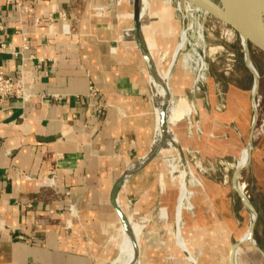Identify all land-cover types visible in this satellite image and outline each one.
Returning <instances> with one entry per match:
<instances>
[{
    "label": "crops",
    "instance_id": "obj_1",
    "mask_svg": "<svg viewBox=\"0 0 264 264\" xmlns=\"http://www.w3.org/2000/svg\"><path fill=\"white\" fill-rule=\"evenodd\" d=\"M132 1L0 0V42L22 54H0V70L23 76L32 95L25 106L13 99L0 109V264L113 262L122 223L112 192L156 139ZM162 9L148 10L142 20L155 64L153 49L164 46L156 36L166 34L170 42L174 35L163 23L169 10ZM189 103L194 111L192 96ZM213 123L224 126L214 117ZM156 157L117 197L131 222L150 198L142 173ZM139 254L142 262L141 247Z\"/></svg>",
    "mask_w": 264,
    "mask_h": 264
},
{
    "label": "rangeland",
    "instance_id": "obj_2",
    "mask_svg": "<svg viewBox=\"0 0 264 264\" xmlns=\"http://www.w3.org/2000/svg\"><path fill=\"white\" fill-rule=\"evenodd\" d=\"M149 1V11L169 10L170 18L163 23L168 28L172 26L175 35L169 42L167 35L160 33L156 36V42L164 46L153 49L159 71L169 74L171 101L168 105L172 101H183L191 106V116L171 126L177 138L175 146H171L170 150L160 149L163 151L157 155L156 161L142 173L141 186L150 194V198L141 215L131 222V228L136 222L142 223L144 228L139 242L130 243L123 257L128 260L125 264L136 260L140 247L142 262L139 260L136 264H229L231 247L240 242L251 223V208L246 209L238 196L234 189L236 183L244 188L245 196L258 215L254 234L256 248L251 243L240 245L237 262L264 264V256L257 250L259 248L264 253V54L249 46L250 59L260 81L256 92H252L255 76L247 68L245 51L238 34L200 9L196 17L195 43L192 32L188 33L187 30L192 21L184 0ZM221 2L226 5L225 0ZM213 3L208 4L203 0L201 6L213 10L233 24L232 13L229 11L226 14L220 5ZM185 30L188 42L175 58L173 46L177 45L178 48ZM251 31L264 39L257 26ZM246 37L248 41V32ZM194 50L203 58L202 69L192 56ZM151 91L155 100L153 84ZM191 96L195 103L194 111L189 103ZM213 117L217 122H224V126H215ZM249 137L253 139L251 162L240 170L235 180L236 163L247 147ZM156 140L157 120L155 143ZM130 164L138 167L139 162ZM184 173L185 188L189 194L188 204L185 203L188 208L184 207L182 221L177 224L175 210ZM162 210L167 212L168 219L163 218ZM147 212L150 216H147ZM178 228L187 244L184 249L180 248L176 239ZM124 239L121 251L124 249ZM156 244L161 247L150 248ZM117 248L114 260L119 254V244ZM190 256L196 263L191 261Z\"/></svg>",
    "mask_w": 264,
    "mask_h": 264
},
{
    "label": "bare ground",
    "instance_id": "obj_3",
    "mask_svg": "<svg viewBox=\"0 0 264 264\" xmlns=\"http://www.w3.org/2000/svg\"><path fill=\"white\" fill-rule=\"evenodd\" d=\"M206 1L208 2V4H215L213 2H216L218 5L221 6V9L226 14L229 12V8H227V2H226V5L224 6L222 4L221 0H206ZM230 1H232V0H230ZM202 2H203V0H184L185 7H186L187 11L189 12L190 17H191V21H192L191 24L189 25V28L187 30H188V33L190 31L192 32L193 38L195 37V32H196V29H197L196 28L197 27L196 26V17H197L198 12L200 11V6L202 5ZM236 2H237V6L240 7L248 15V18L251 20L249 22V24H247V25H244V24L240 25V26H242L241 27V29H242L241 32L243 33V35L245 37V39H241L242 40L241 45L243 47L244 46L247 47V45H246L247 43H246L245 40H247L246 33H247V30H249L250 25L257 26L258 28H260V31H262L263 36H264V0H236ZM149 3H150L149 0H142L141 1V6H142V9H143L142 10V17H144L146 15V13L148 12ZM142 20H143V18H142ZM232 22H233V24L235 22H237L235 17H233ZM187 30H185L182 33V35H181L182 38H181V42H180V44H179V46L177 48V51L182 50V48L185 47V45L188 42V40L186 38ZM198 32H199V30H198ZM198 34H200V37H201V33L199 32ZM142 38H143V36H142ZM143 41H144V39H143ZM193 41L196 43V41H197L196 38H194ZM192 56L197 59L196 61L199 64V69H202V67L204 66L203 58L197 52H195V50H194ZM151 58L153 60V63L155 64V60H154L152 55H151ZM246 65L248 66V68L251 70V72L255 76L252 92H254V91L256 92L257 87H258L259 76L257 74V71L255 70V67H253V64H252L251 59L249 58V56L246 59ZM158 70H156L153 73H149V78H150L151 84H153L155 86V89H156V93H155V96H154V98H155L154 101H155V104H156V116H157L156 117V120H157V140H156L155 144L161 145V149H163V150H170L172 147L175 146V144L177 142V138L173 135V132L171 130V126L176 125L182 119L184 120V118L186 116H189L190 113H191V106H189L187 103H185L183 101L182 102L180 101L178 103H175V101H172L169 104V107H168L167 96L169 95L168 91H170L169 90L170 88H169V85H168V75L169 74H168V72H166V73L163 72L162 73V72H160ZM199 79H200V77H199ZM166 120H167L168 125H169L170 128L167 131L165 130L167 132L165 134L164 129L166 127V125H165V121ZM251 156H252L251 155V148L249 147V144H248L247 147H245L244 150L242 151V153H241V155H240V157L238 159V162L236 163V170H242V169L246 168L251 162ZM178 157L179 156H177V158ZM141 160L144 161V159H141ZM142 161H141V163H142ZM145 161L147 162L148 160L146 159ZM141 163H139V165ZM147 163H149V161ZM137 168L138 167H136L134 165L132 168L128 169L127 172L124 174V176L120 179V181L125 180L128 177V175L130 173H132ZM171 177H172V175H171ZM185 183H186V176H185V173H184L183 174V180H182L181 185H180V191H179L180 195H179L178 201H177V208L175 210L176 217H177V219H175V221L177 220V224L178 223L180 224L181 221H182V211H183L184 207L188 208V206H187L188 200L187 199L189 198V194H188V192H187V190L185 188L186 187ZM161 185H162V183H161ZM247 185H249V184H247ZM121 187L123 188V186H121ZM236 187L238 188V190L241 193L244 194V192H243L244 188L243 187L238 185V183H236ZM117 197L118 196H115V198L113 199L112 203L115 204V206L118 207L122 211V213L124 214L125 218L129 221L130 226H131V220L126 216V214L123 212L122 208L119 207V204L117 202ZM191 198H193V197H191ZM185 203H187V204H185ZM249 215H250V219H251L250 222L252 223L255 220V217H256V215H255V213H254V211L252 209H249ZM162 216H163V218L168 219L167 218L168 214H167V212H165V210H162ZM251 223H250V225H251ZM121 227L122 228H121V241H120V246H119L120 247L119 248V254H118L116 260L113 263H110V264H119V262H122V261H123L122 263L125 264L128 261L127 259H124L123 257L126 255L127 251L129 250L130 243H131V245H133V244H136L137 242H139L140 235H141V233H143L142 230L144 228V225L142 223L140 224L139 222L138 223L137 222L133 223L132 224V228L130 227L129 232H127L123 228V226H121ZM175 228H176V226H175ZM179 228H181V226H179ZM179 228H178V230H179ZM249 230L241 238L240 242H244L246 240L247 241L249 240ZM123 231H124V233H123ZM176 235H177L176 239L179 240L178 243L181 246L180 248L181 249L182 248L183 249L186 248L187 244L185 245V243H184V240H183L182 235H181V231L180 230H179V232L177 231ZM123 237L125 238L124 239V243H123L124 244V246H123L124 249H123V251H121L122 250V239H123ZM130 240H131V242H130ZM237 256H238V249H237V251H235V255L232 258V264H238L239 261L237 262ZM190 258L192 259L191 261H194V263H196V260L192 256H190ZM136 259H137V257H136Z\"/></svg>",
    "mask_w": 264,
    "mask_h": 264
},
{
    "label": "water",
    "instance_id": "obj_4",
    "mask_svg": "<svg viewBox=\"0 0 264 264\" xmlns=\"http://www.w3.org/2000/svg\"><path fill=\"white\" fill-rule=\"evenodd\" d=\"M141 1L142 0H134L133 2V7H134V16H133V33H134V36H135V42L137 44V47L140 51V54L141 56L143 57V60L147 66V69L149 71V73H153L155 72L156 70H158V67L156 64L153 63V60L151 58V54L149 52V50L147 49L144 41H143V38H142V6H141ZM225 2H227V8H229V11L232 13V15L236 18L237 22H235L234 24H232L229 19L219 15L218 13H215L213 10L205 7V6H200V9L205 12L207 15L211 16L212 18L216 19L218 22L222 23L223 25H225L226 27L230 28L231 30H233L236 34H238V36L240 37V39H245L243 33L241 32L242 29L240 26L241 23H239L238 21H241L242 22V25H247L249 24V22L251 21L249 18H248V15L240 8L237 6V2L236 0H225ZM252 26V28H251ZM244 28V27H243ZM251 30L254 29V26L253 25H250L249 27ZM247 31L248 34H249V40H245L246 41V45L247 47H243L244 48V51H245V62H246V59L250 58V53H249V46L255 48L256 50L260 51L261 53L264 54V39L261 38L259 35H257L254 31ZM177 56V55H176ZM176 58V57H175ZM248 68V66H247ZM249 69V68H248ZM159 71V70H158ZM260 85V81L258 80V86ZM168 96H167V103H169L171 101V94H170V91H168ZM255 98L253 97L252 101L254 102ZM169 107V105H168ZM255 122H256V119H255ZM165 129H164V132L165 134L167 133L166 131L169 130V125H168V122L167 120L165 121ZM254 127V126H253ZM166 130V131H165ZM252 132V130H251ZM251 135V134H250ZM248 144H249V147L251 148V151H252V145H253V140H252V137L249 138V141H248ZM161 149V145H157L154 143V146L152 148V150L149 152V154L147 156H145L144 158V161H142L141 159L139 160L141 163H142L138 166L137 169H135L132 173H130L128 175V177L123 180V181H119L118 184L116 185V187L114 188L113 190V193H112V202H113V199L115 198V196H118L119 195V192L121 190V186H124L126 184V182L129 180V178L137 173L138 171H141L148 163V161H152L157 155H159L161 153L162 150ZM148 160L147 162L145 160ZM240 174V170H236V173H235V180L237 179L238 175ZM234 189L235 191L237 192L238 196L240 197V199L242 200V202L244 203L246 209H248V207H250L251 209H253L256 217H255V220L251 223L250 225V230H249V240L247 241H244V242H239L238 244H236L234 247H232V250H231V253H230V264H232V258L233 256L235 255V251H237V249H239V246L244 244V243H252L254 246H255V243H254V234H255V227H256V223H257V218H258V215L256 213V210L253 208V206L251 205V203L249 202V200L247 199V197L241 193L238 188L236 187V184L234 185ZM113 206L115 207L119 217H120V220H121V223H122V226L123 228L129 232L130 230V223L129 221L125 218L124 214L122 213V211L115 206V204H113ZM256 248V246H255ZM258 251H260L262 253V255L264 256V253L259 249L257 248ZM140 251H139V248H138V255H137V259L134 260L131 264H136L138 261H139V254Z\"/></svg>",
    "mask_w": 264,
    "mask_h": 264
},
{
    "label": "built area",
    "instance_id": "obj_5",
    "mask_svg": "<svg viewBox=\"0 0 264 264\" xmlns=\"http://www.w3.org/2000/svg\"><path fill=\"white\" fill-rule=\"evenodd\" d=\"M23 2H31L33 0H22ZM18 0H8V4L12 5ZM38 22V21H37ZM1 29V28H0ZM0 54H10L16 57H21V52H18L14 48H10L7 44L0 42ZM19 100L25 106L32 99V95L29 94L24 82L23 76L20 77H9L0 70V109H3L4 106H7L10 100ZM48 185L52 186L53 182L48 181ZM72 217L78 216V209L76 205H72ZM70 223L65 225V229L68 231L70 229Z\"/></svg>",
    "mask_w": 264,
    "mask_h": 264
},
{
    "label": "flooded vegetation",
    "instance_id": "obj_6",
    "mask_svg": "<svg viewBox=\"0 0 264 264\" xmlns=\"http://www.w3.org/2000/svg\"><path fill=\"white\" fill-rule=\"evenodd\" d=\"M253 109H254V108H253ZM255 124H256V123H255ZM255 124H254V125H255ZM254 125H253V126H254Z\"/></svg>",
    "mask_w": 264,
    "mask_h": 264
}]
</instances>
